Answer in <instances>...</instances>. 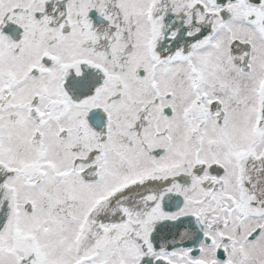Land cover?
Segmentation results:
<instances>
[{"label": "snow or ice", "instance_id": "obj_1", "mask_svg": "<svg viewBox=\"0 0 264 264\" xmlns=\"http://www.w3.org/2000/svg\"><path fill=\"white\" fill-rule=\"evenodd\" d=\"M0 264H264V0H0Z\"/></svg>", "mask_w": 264, "mask_h": 264}]
</instances>
